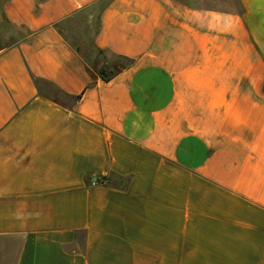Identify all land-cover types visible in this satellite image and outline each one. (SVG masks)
<instances>
[{
    "label": "crops",
    "instance_id": "crops-1",
    "mask_svg": "<svg viewBox=\"0 0 264 264\" xmlns=\"http://www.w3.org/2000/svg\"><path fill=\"white\" fill-rule=\"evenodd\" d=\"M96 1L0 4L13 264H264V0H109L86 45L130 60L108 82L56 28Z\"/></svg>",
    "mask_w": 264,
    "mask_h": 264
},
{
    "label": "rangeland",
    "instance_id": "rangeland-1",
    "mask_svg": "<svg viewBox=\"0 0 264 264\" xmlns=\"http://www.w3.org/2000/svg\"><path fill=\"white\" fill-rule=\"evenodd\" d=\"M189 5L208 8L211 10H219L225 12H238V0H180ZM95 16L92 22L86 17L88 14L77 15L75 18L59 26L60 31L65 35L66 39L75 46L76 50L87 55L86 45L90 41V36L95 28ZM23 35V32L12 25L6 23L0 24V49L7 48L15 40ZM89 66L99 67L102 63L101 57L88 56L86 58ZM117 61V60H114ZM0 241V264H13L14 252L9 245L3 246Z\"/></svg>",
    "mask_w": 264,
    "mask_h": 264
},
{
    "label": "trees",
    "instance_id": "trees-1",
    "mask_svg": "<svg viewBox=\"0 0 264 264\" xmlns=\"http://www.w3.org/2000/svg\"><path fill=\"white\" fill-rule=\"evenodd\" d=\"M3 1H5V0H0V4ZM108 1L109 0H97L96 2L92 3L91 5L82 8L73 17H70L69 19L57 24L56 28H57L58 32L66 39L65 35L59 29V26L61 24L67 22L68 20L75 18L77 15H82V14H88L86 17H88V20L91 23L92 19L95 16V14H94L95 11H96L95 28H94L93 32H96L99 28L100 14H101L102 10L104 9V7L107 5ZM71 46L75 49V51H77L75 46H73L72 44H71ZM96 56L101 57L103 65L100 67H93V66L88 65L87 69L89 70V72L91 74L95 73L103 82H108L109 80H111L118 73H120L123 69H125L126 66H128L130 63L129 59L122 57V56L111 55L110 57H107L104 54V52L101 50H97ZM114 60H117V61H114Z\"/></svg>",
    "mask_w": 264,
    "mask_h": 264
}]
</instances>
